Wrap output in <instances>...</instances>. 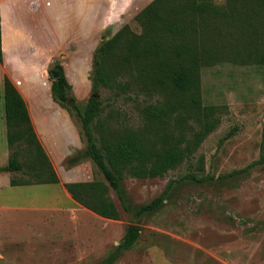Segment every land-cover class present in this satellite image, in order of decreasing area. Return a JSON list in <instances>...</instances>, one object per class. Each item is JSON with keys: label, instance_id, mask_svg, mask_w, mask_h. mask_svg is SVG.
Here are the masks:
<instances>
[{"label": "rangeland", "instance_id": "1", "mask_svg": "<svg viewBox=\"0 0 264 264\" xmlns=\"http://www.w3.org/2000/svg\"><path fill=\"white\" fill-rule=\"evenodd\" d=\"M151 1L108 0L110 15L105 27L104 0L95 21L93 40L88 45L86 72H68L74 104L83 107L93 94L90 53L126 24L135 33H142L137 15ZM208 1L222 9L227 6V0ZM250 33L235 29L227 45L242 48L248 43ZM69 51L64 48L62 55H68ZM45 52L42 50L43 58ZM62 55L54 56L50 69L55 63L63 64ZM2 63L0 166L8 164L13 153L19 151L18 160L23 169L0 172V264H100L121 242L130 224L140 225L141 235L114 264H264V167L257 164L246 169L264 154V65L223 59L204 67L201 95L204 105L216 107L215 129L188 159L164 176L124 178L122 192L130 208L146 204L166 192L159 209L137 217L110 187L108 195L120 212L119 219H110L84 208L72 210L62 190L56 185H44L37 171L27 166L26 145L9 146L3 85L6 76L14 81ZM48 78L52 81L50 73ZM100 97L104 104L100 117L104 122L111 120L113 134H119L125 126L143 127L146 122L152 124L156 139L164 127L178 132L174 117L170 127L143 118L142 106L154 102L156 94L149 96L130 90L116 95L102 88ZM61 107L79 131V140L70 145L71 154L67 155L65 150L59 152L62 170L72 168L73 159L78 161L75 165L81 163L84 173L89 175L93 169V180L107 184L95 163L83 154L87 143L76 110ZM185 127L188 137L193 139L199 126L192 123ZM52 170L44 172L50 180L54 176ZM234 171L240 172L231 175ZM62 172L69 177L68 172ZM12 178L29 181L32 186H13ZM56 204L63 209L50 208ZM32 205L41 209L33 210Z\"/></svg>", "mask_w": 264, "mask_h": 264}, {"label": "trees", "instance_id": "2", "mask_svg": "<svg viewBox=\"0 0 264 264\" xmlns=\"http://www.w3.org/2000/svg\"><path fill=\"white\" fill-rule=\"evenodd\" d=\"M137 20L142 33H135L126 24L96 48L91 72L93 94L83 107L74 104L72 85L63 65L55 63L49 70L53 99L69 111L76 110L87 143L83 154L95 163L107 181V184L100 180L69 182L64 186L81 205L110 219L120 218L116 203L108 195L110 187L137 217L156 211L164 203L166 192L146 204L130 208L122 192L124 178L164 176L188 159L215 129L216 107L204 105L201 95L203 68L223 59L264 65V0H227L223 9L208 0H152L138 13ZM235 29L251 32L248 43L242 48L227 45ZM55 71L60 72V76L54 77ZM102 88L116 95L130 90L158 95L154 102L142 106L143 118L170 127L174 117L178 132L164 127L162 135L156 139L151 123L146 122L143 127L125 126L119 134L111 133V120L104 122L100 117L104 110L100 97ZM3 97L9 146L25 144L27 166L37 171L43 183H60L36 134L27 102L7 76ZM192 123L198 125L199 130L190 139L185 126ZM18 152L13 153L8 164L0 166V172L23 169ZM77 162L72 159L70 163ZM257 164L264 167V154L246 169ZM47 169L53 171L52 180L45 177ZM29 184L26 180L11 179L13 186ZM141 230L140 225L130 224L121 242L100 264H114L124 251L137 243Z\"/></svg>", "mask_w": 264, "mask_h": 264}, {"label": "crops", "instance_id": "3", "mask_svg": "<svg viewBox=\"0 0 264 264\" xmlns=\"http://www.w3.org/2000/svg\"><path fill=\"white\" fill-rule=\"evenodd\" d=\"M103 3L104 0H0L2 68L23 94L36 134L60 179V183L44 185H56L62 190L69 199L72 210L88 208L77 202L64 184L92 181L94 173L93 169L89 175L84 173L79 163L70 169L64 167L63 170L69 173V177L63 175L59 152L65 150L67 155L71 154L70 145L79 140V131L68 112L53 99L52 81L48 76L54 56L62 55L64 48L70 49L68 55H62L67 78L71 70H76L78 74L86 72L88 45L93 40L95 21L100 10L102 11ZM107 3L108 0L102 15L105 27L110 15ZM42 50L49 51L45 52V58ZM93 56L94 53L91 52L90 63ZM63 115L66 117L61 118ZM59 185H62V189ZM30 208L41 209L37 205ZM50 208L63 209L58 204Z\"/></svg>", "mask_w": 264, "mask_h": 264}, {"label": "water", "instance_id": "4", "mask_svg": "<svg viewBox=\"0 0 264 264\" xmlns=\"http://www.w3.org/2000/svg\"><path fill=\"white\" fill-rule=\"evenodd\" d=\"M53 76H54V77H58V76H60V72H58V71L53 72ZM72 103H73V102H72Z\"/></svg>", "mask_w": 264, "mask_h": 264}]
</instances>
